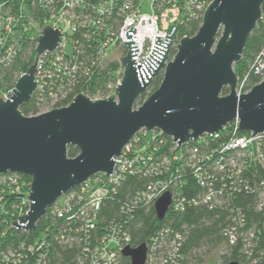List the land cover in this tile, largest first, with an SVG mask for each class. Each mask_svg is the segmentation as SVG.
<instances>
[{
    "label": "built area",
    "instance_id": "obj_1",
    "mask_svg": "<svg viewBox=\"0 0 264 264\" xmlns=\"http://www.w3.org/2000/svg\"><path fill=\"white\" fill-rule=\"evenodd\" d=\"M210 2L148 0L149 10L144 11V0H0V97L6 99L13 90L3 85L2 70L14 63L29 39L37 40L38 47L44 25L58 28L62 41L54 54L46 51L38 57L37 89L47 81L75 78L77 53H84L80 49L81 41L90 42L94 49L92 65H102L112 47L121 48L122 57L125 56L128 50L122 43L128 41L126 31L133 26L132 37L139 47L137 63L143 64L155 46V36L165 41L173 25L179 28L190 18L203 16ZM78 32L82 33L81 40L75 39ZM178 42L176 39L175 44ZM116 72L118 78L108 85V95L97 93L91 98H105L115 92L123 78L121 64ZM84 74L89 75V72ZM249 74L257 79L255 84L264 80V47L255 57L250 72L239 80V94L252 88L253 85L248 87ZM238 127L239 121H233L220 132L205 134L181 148L173 142L175 148L168 153L162 151L165 140L159 130H142L116 159L112 175L99 173L89 178L50 207L45 215L50 221L49 233L40 247L52 238L71 246L88 241L84 258L89 264H119L122 250L131 245V236L122 222L108 219L110 215L105 209L113 202L123 182L138 175L149 178L150 182L122 203L123 214L131 213L139 205L155 204L166 192L172 198L169 211L183 210L187 203L205 204L212 209L228 208L233 224L226 228L224 236L231 249L237 248L239 260L236 261L264 264V177L255 171L264 170V133L252 136V132H240ZM23 176L18 173L0 175V215L11 229V222L29 211L27 195L31 182ZM189 178L196 181L198 191L191 184L188 187ZM186 190L191 197L186 196ZM243 193L256 195L254 208L262 217L261 222L252 223L241 207H234ZM13 194L18 195L20 201L7 209L6 199ZM183 240L180 232L163 228L154 242L147 243L146 264L175 263ZM27 257L26 253L9 251L5 258L20 262ZM85 259L80 257V263L84 264ZM42 263L43 257L36 258L35 264Z\"/></svg>",
    "mask_w": 264,
    "mask_h": 264
},
{
    "label": "water",
    "instance_id": "obj_2",
    "mask_svg": "<svg viewBox=\"0 0 264 264\" xmlns=\"http://www.w3.org/2000/svg\"><path fill=\"white\" fill-rule=\"evenodd\" d=\"M263 4L264 0H211L195 35L175 44L179 28L173 25L165 41L155 36L143 64L137 63L133 26L122 43L128 53L119 60L123 78L113 94L94 99L81 92L65 106L26 116L21 106L37 90L38 57L46 51L54 54L62 41L58 28L44 25L35 62L7 98L0 97V175L18 173L32 179L29 211L11 222L13 228L34 232L64 194L99 173L112 175L116 159L142 130H159L180 148L236 120L240 132L264 133V80L239 94L240 78L234 69L263 17ZM173 46L176 52L171 57ZM160 72L159 87L136 107ZM224 88L229 89L227 94H222ZM69 146L77 147L79 154L70 157ZM171 201L169 192L157 199L160 220ZM122 254L131 264H146L147 243L127 245Z\"/></svg>",
    "mask_w": 264,
    "mask_h": 264
},
{
    "label": "trees",
    "instance_id": "obj_3",
    "mask_svg": "<svg viewBox=\"0 0 264 264\" xmlns=\"http://www.w3.org/2000/svg\"><path fill=\"white\" fill-rule=\"evenodd\" d=\"M262 11L263 17L247 40L242 60L234 64L235 72L239 75L240 80L250 72L255 57L264 47V4ZM202 20L203 16L200 14L180 25L176 39L180 40L184 36L195 35L202 24ZM75 39L81 40L82 33L78 32ZM81 46L80 49L84 53H77V74L75 78H58L52 83L50 81L44 82L36 90L31 100L21 106V110L26 116L37 115L47 108L65 106L81 92L90 97H94L97 93L108 95L110 92L108 85L115 83L118 78L116 71L120 67L119 61H112L105 67L92 65L95 52L90 42L81 41ZM36 47L37 40L29 39L19 50L14 63L2 70L1 80L7 89L14 88L20 76L35 62ZM175 52V47H172L171 57L174 56ZM85 71L89 72V75H85ZM162 79L163 72L153 78L147 90L138 98L137 106L142 104L145 98L159 87ZM256 82H258L257 79L249 74L248 87ZM60 89H62V92H60ZM228 92L229 89L224 88L222 94ZM162 138L165 140L162 151L168 153L175 148L172 138L166 136H162ZM78 154L77 147H68L70 157H75ZM257 170L259 176L264 177V170L260 168L255 171ZM23 177L29 183L32 180L29 176ZM149 182V178L138 175L128 177L119 188L113 202L109 203L105 209L110 215L108 219L119 220L127 229L131 236V246L137 247L143 243L150 244L154 242L153 240L158 236L160 230L170 227L175 232H180L184 237L179 252L180 256L173 264H228L231 261L239 260L237 248L231 249L224 236L226 228L233 224V215L228 208L212 209L205 204L189 205L187 203L183 210H170L165 218L160 220L155 210V204L150 203L139 205L131 213L123 214L121 210L122 203L125 200H130ZM190 184L194 186L195 190H199L193 178H189L188 187H191ZM187 191L186 196L191 197V193ZM17 196L14 194L8 196L5 205L7 209L20 201ZM255 197L256 195L253 193H243L234 202V207L238 205L252 223H259L262 221V217L254 208ZM49 209L48 213L50 212ZM47 216H44L38 222L37 229L34 232H26L11 229L0 215V264H35L36 258L40 257H43L44 263L42 264H81L79 258L85 259V247L88 245V241H81L80 244L74 243L71 246L52 238L51 240L47 239V244L40 247V242L43 238H47V233H49L47 232V226L50 221H48ZM229 250H232L231 253H229ZM9 251L26 253L28 257L20 260V262L7 261L5 257ZM84 264H89V261L85 259ZM119 264H131L130 258L120 255ZM157 264H160V262Z\"/></svg>",
    "mask_w": 264,
    "mask_h": 264
},
{
    "label": "rangeland",
    "instance_id": "obj_4",
    "mask_svg": "<svg viewBox=\"0 0 264 264\" xmlns=\"http://www.w3.org/2000/svg\"><path fill=\"white\" fill-rule=\"evenodd\" d=\"M144 3H145V5H144V11H148V10H149V9H148V0H144ZM68 50H69V48H68ZM105 56H106V57H104V62H103V64H102L103 67H105V66H107L108 64H110L111 61L116 60V59H120V58L122 57V51H121V48H118V47H112V48H109ZM113 93H114V92H113ZM113 93H112V94H113ZM147 97H148V96H147ZM147 97H146V98H147ZM146 98H145V100H146ZM145 100H144V101H145ZM140 105H141V104H140ZM136 107H137V105H136ZM47 109H48V108H47ZM47 109H46V110H47ZM50 109H52V108H49L48 110H50ZM41 234H43V233H41Z\"/></svg>",
    "mask_w": 264,
    "mask_h": 264
}]
</instances>
